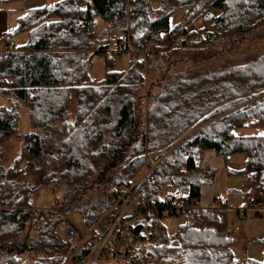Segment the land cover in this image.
I'll return each instance as SVG.
<instances>
[{
	"label": "trees",
	"instance_id": "16d2710c",
	"mask_svg": "<svg viewBox=\"0 0 264 264\" xmlns=\"http://www.w3.org/2000/svg\"><path fill=\"white\" fill-rule=\"evenodd\" d=\"M181 9L182 22L170 28V15ZM211 9L221 13L208 25ZM97 18L116 48L97 39ZM21 31L25 44L0 51V264H24L28 254L30 264H65L72 242L58 230L61 214H79L86 225L99 220L107 196L131 184L146 154L162 159L134 188L138 202H157L165 192L168 200L198 202L215 178L207 150L245 152L239 174L264 193V134L235 133L264 127V55L214 71L201 65L216 49L264 37V0H62L29 9L14 33ZM181 36L192 41L178 44ZM5 38L8 44L12 33ZM151 42L155 51L143 60ZM121 54L126 67L118 69ZM97 56L100 82L90 73ZM177 61L185 68L171 70ZM149 72L158 76L142 112ZM23 108L35 131L20 135L19 153L6 167L3 147L17 135ZM46 185L61 189L54 211L34 201ZM184 212L190 219L169 236L160 210L146 211L152 230L143 254L153 264H264L236 260L224 211Z\"/></svg>",
	"mask_w": 264,
	"mask_h": 264
},
{
	"label": "rangeland",
	"instance_id": "374dc122",
	"mask_svg": "<svg viewBox=\"0 0 264 264\" xmlns=\"http://www.w3.org/2000/svg\"><path fill=\"white\" fill-rule=\"evenodd\" d=\"M62 0H18V1H10L4 2L0 1V51H3L7 47L5 34L12 33V39L16 42L17 45L25 44L28 41V33L26 31H21L18 33H14L17 29L16 24H8L12 27L5 33L4 27L2 24H6V21L9 23H14L16 17L25 15L28 11L29 7H40L43 3H49L48 7L53 6L57 2ZM78 6L83 7V2H78ZM34 7V8H36ZM38 7V8H39ZM43 7V6H42ZM24 13V14H23ZM210 13L212 16H218L221 11L218 9H211ZM185 16L184 10H177L173 12L169 17V25L170 28L175 27L180 24ZM212 18L206 20V24H210ZM97 25L99 29L96 31V37L98 40H106L110 47L114 49V38L110 36L109 33L104 31L103 28H107L102 21L97 18ZM202 21H198L195 24L188 25V30L198 29L202 25ZM102 28V29H101ZM199 38V37H198ZM189 42L191 41L188 39ZM198 40V39H197ZM124 42V41H123ZM264 55V37L262 39H253V36L247 39L244 42L238 43L234 47L230 49H224L219 51L216 49V52L211 55L208 59L202 62V66L204 69L214 71L219 69L224 63H232L235 65H243L248 61H251L255 58ZM186 63L177 61L170 68L171 70L181 71L185 68ZM126 67V56L123 58H119L118 60V69H122ZM91 77L96 81L100 82L104 77V65L102 59L94 60V66L91 69ZM157 73V72H156ZM155 72H149L146 74V86L141 90V98L138 99L139 105L141 107L142 112L145 107L151 102L152 98L148 96L150 87L148 86L157 76ZM3 102L2 100H0ZM71 110H74V104L71 106ZM35 129L30 125L28 115L26 110L23 108L20 111L19 116V128L17 131V135H13L7 143H5L3 147V162L6 167H11L14 159L17 157L19 153V145H20V135L25 133L34 132ZM235 133L241 136L246 135H262L264 134L263 126H246L243 128H239L235 130ZM205 161L215 169V178L214 182L209 185H204L201 187L199 201L197 202V206L201 208H220L217 200L224 199L226 201V206L223 207V211L226 215L227 222V230L232 231L233 226L238 225L249 229L248 231H253L256 235L264 232V220L260 221L257 218H250L249 213H247V217L249 218L246 222L242 221L241 214L243 211L238 214L237 208L242 207L245 202H248L250 197L255 198L258 203H261L260 206L264 204V193L256 190L254 187L250 186L247 178L241 174H239L240 170L244 167L246 161V153L238 152L229 154L226 157L216 155L212 150L205 151L204 156ZM142 172L137 174V178L141 176ZM136 178V179H137ZM47 188H52V192H48ZM40 195V199L37 201L36 205L41 209H50L54 211V207L56 205V198L61 193V189L55 187L54 185H46L41 191L38 192ZM55 194L54 197L52 195ZM52 197V198H51ZM262 209V208H259ZM264 209V208H263ZM240 211V210H239ZM263 211V210H262ZM61 214V213H60ZM63 214V213H62ZM68 215V214H67ZM71 216L74 224L80 228L81 230H86V224L82 216L79 214H69ZM246 217V218H247ZM188 214L185 212L180 213L178 215H173L166 217L162 220L163 224L166 227L167 233L169 236H172L177 230L178 226L187 222L189 220ZM61 235H64L63 228L60 226L58 228ZM235 238L241 237L239 232L235 233ZM259 239L260 236H258ZM236 238V240H237ZM257 239V237H256ZM263 243L254 242L251 244L249 248V257L255 256L264 260V238L262 240ZM173 244H176V240H172ZM239 253L243 254L244 249L241 245L235 246V258L238 260ZM34 259V258H33ZM32 261V260H31ZM241 261V260H238ZM30 261L25 258L23 260L24 264L29 263ZM30 264V263H29Z\"/></svg>",
	"mask_w": 264,
	"mask_h": 264
},
{
	"label": "built area",
	"instance_id": "2783aa9c",
	"mask_svg": "<svg viewBox=\"0 0 264 264\" xmlns=\"http://www.w3.org/2000/svg\"><path fill=\"white\" fill-rule=\"evenodd\" d=\"M188 39L190 38L187 36H181L178 39V44L189 42ZM197 39L198 37H195L194 40ZM190 40L192 41V39ZM15 47V43L10 40L5 50L14 51ZM154 51L155 45L151 42L146 51L141 53V58L147 60L152 57ZM161 159L156 155L146 154L141 176L139 178L136 176L131 184L124 189H117L109 194L106 200V212L96 222L86 225L85 231L74 224L71 216L61 214L60 226L63 228L66 238L72 242V248L65 264H153L155 262L153 256L145 257L143 254L145 240L152 230L146 211L149 209L160 210L163 220L166 217L198 207L195 199L184 202L179 195L168 200L165 196L166 192L160 195V200L157 202H138L134 196V188L152 172ZM47 189L48 192L53 193L52 188ZM54 196L55 194L52 195V197ZM39 199L40 195L36 193L34 201L37 203ZM217 202L220 208L214 209L216 216H220L226 202L223 199H219ZM248 205L250 208L255 207V198L250 197ZM33 258L32 254H28L29 261Z\"/></svg>",
	"mask_w": 264,
	"mask_h": 264
},
{
	"label": "crops",
	"instance_id": "0c3cea01",
	"mask_svg": "<svg viewBox=\"0 0 264 264\" xmlns=\"http://www.w3.org/2000/svg\"><path fill=\"white\" fill-rule=\"evenodd\" d=\"M25 1V0H24ZM34 1V0H33ZM48 4L49 3H43V5L42 6H48ZM42 6H40V7H42ZM34 7H36V6H34ZM34 7H30V5H29V7L27 8V10H29V9H32V8H34ZM39 7V6H38ZM38 7H36V8H38ZM24 14V13H23ZM23 15H21V16H18V17H16V19H15V22L14 23H9V22H7L6 21V24H2L1 26H3L4 27V32L6 33L9 29H10V27H12V26H10V25H8V24H16V26H18L19 24H20V18L22 17ZM213 17H215V16H213ZM102 29V28H101ZM104 29V28H103ZM12 41L15 43V46H18L17 44H16V42L12 39ZM123 43V42H122ZM121 43V44H122ZM111 49H113L112 48V46L110 47ZM114 48H116V45L114 44ZM121 50H123V49H121ZM124 55L125 54H121L120 56H119V58H123L124 57ZM126 56V55H125ZM119 58H118V60H119ZM99 59H101L99 56H97L96 58H95V60H99ZM93 66H94V64H93ZM213 168V167H212ZM259 192V191H258ZM223 199V198H222ZM224 200V199H223ZM226 202V201H225ZM260 204L261 203H258L257 201H256V206L255 207H252V208H250L249 207V205H248V202H245V204L242 206V207H238L236 210H237V213L239 214L240 212H241V210L243 211V214H241V219H242V221H244V222H246V220H248L249 218L248 217H250V218H257V219H259L260 221H263L264 220V205L263 206H260ZM262 204H264V203H262ZM259 208H262V209H259ZM240 210V211H239ZM263 210V211H262ZM247 213H249V216L247 217ZM247 217V218H246ZM236 228H238V229H236ZM249 229H246L245 227H243V225L241 226H238V225H235V226H233V230L232 231H228L227 230V232H228V234H229V236L230 237H232L233 238V240H234V244H233V246H232V251H233V254H234V256H235V246L236 245H241L242 246V248L244 249V253L243 254H240L239 253V258L240 259H238V260H241V261H238L237 259V261L240 263V262H246L247 260H256V261H260V262H264V260H262V259H260V258H257V257H255V256H251V257H249V252H248V250H249V248L251 247V244L252 243H254V242H259V243H263L262 242V240H263V238H264V232H262V233H260V234H255L253 231H248ZM236 232H239L240 233V236L241 237H236L237 238V240H236V238H235V233ZM258 236H260V238H262V239H259V237ZM256 237H257V239H256Z\"/></svg>",
	"mask_w": 264,
	"mask_h": 264
},
{
	"label": "water",
	"instance_id": "95a60500",
	"mask_svg": "<svg viewBox=\"0 0 264 264\" xmlns=\"http://www.w3.org/2000/svg\"><path fill=\"white\" fill-rule=\"evenodd\" d=\"M212 17H213V16H212V14L210 13V14H209V18H212Z\"/></svg>",
	"mask_w": 264,
	"mask_h": 264
}]
</instances>
